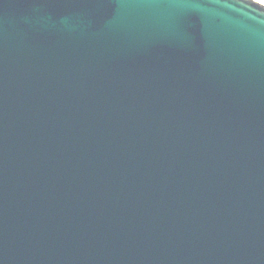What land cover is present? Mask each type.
Listing matches in <instances>:
<instances>
[{
  "label": "water",
  "instance_id": "1",
  "mask_svg": "<svg viewBox=\"0 0 264 264\" xmlns=\"http://www.w3.org/2000/svg\"><path fill=\"white\" fill-rule=\"evenodd\" d=\"M0 264H264V3L0 0Z\"/></svg>",
  "mask_w": 264,
  "mask_h": 264
},
{
  "label": "snow or ice",
  "instance_id": "2",
  "mask_svg": "<svg viewBox=\"0 0 264 264\" xmlns=\"http://www.w3.org/2000/svg\"><path fill=\"white\" fill-rule=\"evenodd\" d=\"M262 3H264V0H261Z\"/></svg>",
  "mask_w": 264,
  "mask_h": 264
}]
</instances>
